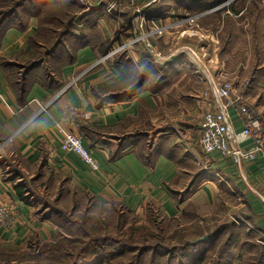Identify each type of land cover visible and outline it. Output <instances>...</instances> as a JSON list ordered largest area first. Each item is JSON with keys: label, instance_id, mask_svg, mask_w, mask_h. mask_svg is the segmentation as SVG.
I'll list each match as a JSON object with an SVG mask.
<instances>
[{"label": "crops", "instance_id": "crops-1", "mask_svg": "<svg viewBox=\"0 0 264 264\" xmlns=\"http://www.w3.org/2000/svg\"><path fill=\"white\" fill-rule=\"evenodd\" d=\"M37 1L39 5L14 9L0 5V207H9L13 217L10 227L0 221V243L27 247L31 238L51 242L60 233L57 211L38 207L27 190L19 193L28 176L36 174L39 181L50 171L66 173L98 205L137 215L159 209L175 219L229 204L242 232L259 240L234 243L220 264H264V154L253 160L220 151L206 154L200 144L203 115L219 106L213 81L221 71L235 83L233 98L241 96L264 124V5L246 19L253 35L262 34L261 48L247 31L244 57L236 51V22L223 50L222 37L205 24L208 14L223 7L229 18L237 17L230 3L199 11L203 15L193 35L188 30L172 39L167 33L165 52L153 39V48L141 42L114 59H103L120 41H115L111 15L87 11L75 0ZM56 1L59 5H47ZM162 1L140 0L139 5L149 12L156 10L149 5ZM185 2L205 9L198 0H165L162 14L177 18L173 7L188 6ZM133 17L129 25L138 28L137 14ZM221 23L219 33L226 19ZM198 37L208 40L206 46ZM156 51L169 58L156 62ZM79 112H86V118ZM230 115L233 128L241 129L235 107ZM74 121L99 161L98 169L61 148ZM14 154L22 165L9 177L8 160ZM45 185L50 190L55 182ZM167 262L186 264L184 258Z\"/></svg>", "mask_w": 264, "mask_h": 264}, {"label": "rangeland", "instance_id": "rangeland-1", "mask_svg": "<svg viewBox=\"0 0 264 264\" xmlns=\"http://www.w3.org/2000/svg\"><path fill=\"white\" fill-rule=\"evenodd\" d=\"M26 1L0 0V5L26 4ZM44 1L42 2L44 3ZM75 1L85 7L81 0ZM89 1L94 5L101 0ZM102 1H116L118 3L117 10L111 15L116 26V42H118V39L120 43L128 41L132 39L130 37L132 34H139L140 30L137 27L132 23L129 25L130 21L134 19L133 15L137 13V7L132 5L131 0ZM226 1L228 0H223V3ZM39 3L37 0H31L26 5H39ZM47 5H59V3L56 1ZM257 5H264V0H232L230 7L234 8L237 14V17L233 18L234 20L229 18V14H225L227 8L224 7L206 16L205 24L210 26L209 30L222 37L220 50L226 47L230 30H232L235 22L237 24L235 27L236 38H238L239 42V48L236 51L239 57H244L246 54L245 48L248 46V38L247 36L245 38V35H247V31L249 32L250 40H254L255 44L258 41V46L261 48L262 34L253 35L252 27H248L246 24V19L254 15L253 8H256L257 13L259 12ZM209 6L204 5L205 9L203 10H209ZM101 7H94L98 8V15H102ZM153 7L157 9L150 16H160V11L164 10V6L160 3L158 5H149V8ZM85 10H87L86 7ZM87 11L92 12L94 10L90 9ZM60 17L68 19L64 14ZM166 17H168L167 20ZM200 18L195 24H190L187 22L180 23L181 18H173L171 15H166L163 17V25L171 23L167 31L161 35L151 34L150 29L155 25L153 23L151 26H145L142 29V33L151 34L149 35L150 40L153 42V39L157 40L162 51H164L166 50L167 33L172 35V39L173 37H182L188 33V30H191L190 35H193L194 30L199 29ZM219 18L222 21L226 19L227 23L225 24L227 29L224 28L221 33H219L218 25H221L222 21L218 23ZM47 21L48 19L44 20L43 24ZM157 24L161 25L159 22ZM62 27L66 29L65 25ZM198 39L201 40L202 38L198 37ZM207 41L206 38L201 40L203 46H206ZM116 44L113 46H116ZM137 46H134L133 49L137 48ZM143 68L141 67V71L145 72L146 68ZM8 163L11 164L9 177H15L20 171L19 165H22V159L17 154H14L13 158L8 160ZM40 181H46L45 184L48 185L55 182V185L54 187L50 186L51 189L48 190L46 185ZM61 182L65 184V189H62L59 185ZM24 183L28 187L29 195H34L31 200L38 207L44 209L49 206L48 212H60L57 218L60 234L65 237H71L69 233L72 232L74 237L69 239L72 240L74 238L73 240H77V242L64 240L62 248L59 249L57 247L56 250H54L55 247L50 242H39L27 247H14L0 243V264H69L67 259H72L73 255L82 257L80 263H86L94 261L99 254H115V256L106 259V264H168V260L177 258L181 261L184 258L186 264H220L225 263L224 260L230 257V250L234 243L244 240H259V237L254 234L242 232L241 228H239V221L241 222V220L238 221V218L228 212L232 208L229 204L207 208L202 210L201 214L188 213L183 217L173 219L166 217L163 211L159 209H153L143 215L131 213L121 207L106 209L98 205L91 197L73 184L66 173L48 171L46 178L39 179V181L38 175L34 174L28 176ZM62 192L65 193L64 199L61 200L60 194ZM98 237H101L102 240L94 241ZM205 237H207L205 240L196 242ZM96 243L98 247L95 246ZM83 246L89 248L85 253L80 252ZM94 250H97L96 254L93 253Z\"/></svg>", "mask_w": 264, "mask_h": 264}, {"label": "built area", "instance_id": "built-area-1", "mask_svg": "<svg viewBox=\"0 0 264 264\" xmlns=\"http://www.w3.org/2000/svg\"><path fill=\"white\" fill-rule=\"evenodd\" d=\"M87 10L94 7L102 6V14L112 15L115 13L118 7L116 1L106 2L99 1L94 4L89 0H81ZM132 5H135L136 14L138 18V29L140 30L138 35L132 34V39L119 42L116 46H112L103 59H114L116 55L125 53L137 46L141 42L148 48H153V41L150 40L149 35H161L167 28L171 26V23L164 24L163 17L167 14H161L160 16H150L149 12L139 5V0H131ZM232 0L222 2L218 5H229ZM173 7V11L178 10L177 18H181L180 23L195 24L203 13L191 12L186 6ZM218 8V7H217ZM168 17H166V20ZM159 22L161 25H158ZM155 25L150 29V33H142V29L145 26ZM177 24V23H176ZM169 57L162 51L155 52V61L162 62ZM220 79L213 81L215 93L219 99V106L207 110L202 118L201 122V138L200 144L206 154L212 151H220L223 156H233L240 159L253 160L261 152L264 154V124L262 122L259 112L252 106H250L241 96L233 98L235 90L234 82L230 78L226 77L225 71L220 72ZM235 107L239 117L243 121V127L241 129H234L232 126V118L230 115V108ZM45 108V106H43ZM80 116L86 118V112H79ZM68 119V118H67ZM73 128L64 133L61 140V148L66 151H74L84 159L92 169L99 168V161L93 156L92 151L87 148L83 143L81 133L78 128L80 124L78 121L73 122ZM248 141H252L253 144L250 147L244 146ZM0 221L4 222L7 226H13V217L9 207H0Z\"/></svg>", "mask_w": 264, "mask_h": 264}, {"label": "trees", "instance_id": "trees-1", "mask_svg": "<svg viewBox=\"0 0 264 264\" xmlns=\"http://www.w3.org/2000/svg\"><path fill=\"white\" fill-rule=\"evenodd\" d=\"M31 0H27L26 2L28 3V2H30ZM199 1V3L201 4V3H203V5H210L209 6V8H212L213 6H216V5H218V4H220L221 2H223V0H198ZM165 2V0H163L162 2H161V5H163V3ZM26 3V4H27ZM26 4H21V3H19V4H17V5H12V9H14V8H16L18 5H26ZM180 4H182V3H180ZM184 4H187L188 6H186V7H188L189 8V10L191 11V12H201V11H205V10H203V9H196V8H193L192 7V3H188V2H185ZM179 5V4H178ZM164 6V5H163ZM96 13H98V8H92ZM157 9V8H156ZM93 11V12H94ZM156 10H154V11H149V15H151V13H153V12H155ZM164 11V10H163ZM163 11H160L161 13L159 14V15H161L162 14V12ZM159 13V12H158ZM158 15V14H157ZM5 15L3 14V19L5 18L4 17ZM153 16V15H152ZM19 193L21 194V195H23L24 193H26L27 191V187L24 185V184H20L19 185ZM58 214H60V212H57ZM72 232L71 233H69V236H71V237H65L64 235H61L60 233L56 236V238L53 240V241H51L50 243L53 245V247H55L54 248V250H56L57 249V247H59V249H61L62 248V246H63V241L64 240H68V241H72V242H77V240H71V239H69V238H72V237H74V236H72ZM75 235V234H74ZM68 236V235H67ZM100 240H102L101 239V237H98V238H96V239H94V241H100ZM39 242H41V241H39V240H37V239H35V238H31L30 239V241H29V245L30 246H33V244H38ZM95 246L96 247H98L97 246V243L95 244ZM63 248H65V247H63ZM66 250V249H65ZM86 250H89V248L88 247H86V246H83L82 247V249L80 250V252H84L85 253V251ZM96 251L97 250H94L93 251V253L94 254H96ZM91 252V251H90ZM89 252V253H90ZM86 254H88V252H86ZM113 256H115V254H109V255H103V254H99L97 257H96V259H94V261H92V262H86V263H93V264H102V263H106V259L107 258H111V257H113ZM82 259V257H80V256H78V257H76L75 255H73V258L72 259H67V261H68V263L69 264H86V263H80L81 260ZM130 264H132V263H130ZM134 264V263H133Z\"/></svg>", "mask_w": 264, "mask_h": 264}, {"label": "water", "instance_id": "water-1", "mask_svg": "<svg viewBox=\"0 0 264 264\" xmlns=\"http://www.w3.org/2000/svg\"><path fill=\"white\" fill-rule=\"evenodd\" d=\"M175 58V57H174ZM207 237H205V238H203V239H199L198 241H196V242H199V241H201V240H205Z\"/></svg>", "mask_w": 264, "mask_h": 264}]
</instances>
